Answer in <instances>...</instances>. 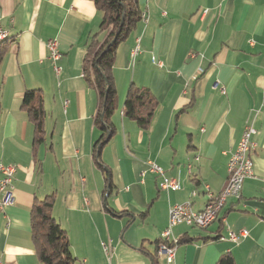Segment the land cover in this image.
Wrapping results in <instances>:
<instances>
[{"label": "crops", "instance_id": "obj_1", "mask_svg": "<svg viewBox=\"0 0 264 264\" xmlns=\"http://www.w3.org/2000/svg\"><path fill=\"white\" fill-rule=\"evenodd\" d=\"M138 2L146 16L115 49L117 107L100 165L93 157L99 101L83 63L101 13L91 0H0L7 35L0 46V163L16 169L14 203L0 210V264H43L30 214L34 200L51 193V215L75 264H153L169 207L191 201L198 212L218 196L229 153L249 123L253 176L206 228L172 227L170 240L191 241L175 246L170 263L156 261L216 264L230 253L235 264H264V0ZM54 38L57 73L46 47ZM131 85L157 100L147 128L123 115ZM27 90L43 99L44 138L37 145L21 108ZM147 161L181 188L162 190L159 176H142ZM241 230L248 235L237 243L227 239L228 231Z\"/></svg>", "mask_w": 264, "mask_h": 264}, {"label": "trees", "instance_id": "obj_2", "mask_svg": "<svg viewBox=\"0 0 264 264\" xmlns=\"http://www.w3.org/2000/svg\"><path fill=\"white\" fill-rule=\"evenodd\" d=\"M101 13L99 30L94 33L87 47L83 63V76L89 85L94 86L98 95V110L95 125L101 135L93 148L94 160L101 165L100 151L111 138L113 123L111 117L117 107V91L113 80V62L116 46L136 28L141 20L138 0H91ZM5 40V39H4ZM0 40V46L5 42ZM2 51L0 47V59ZM157 100L145 88L131 85L126 93L123 115L134 120L141 128H147L151 122ZM21 108L26 111L34 125V144L44 138V108L42 95L38 90L23 93ZM107 171V170H106ZM109 179V171L106 173ZM54 193L43 199H35L31 214V238L36 254L43 264H75L71 255L65 230L51 215ZM206 239V238H204ZM161 241L159 239L157 244ZM191 239L179 238L177 244L190 242ZM172 246L171 242H166ZM153 264H157L156 257ZM216 264H235L230 253L222 254Z\"/></svg>", "mask_w": 264, "mask_h": 264}, {"label": "built area", "instance_id": "obj_3", "mask_svg": "<svg viewBox=\"0 0 264 264\" xmlns=\"http://www.w3.org/2000/svg\"><path fill=\"white\" fill-rule=\"evenodd\" d=\"M146 13L141 12V19H144ZM3 30L0 28V33ZM48 49V58L52 61L55 72L59 71V68L55 65L56 60L61 56L58 49V42L54 39H49L46 43ZM138 52V46L133 48L132 55ZM216 87V85H215ZM255 133V128L253 124H247L244 128L242 136L237 143L234 151L229 153V158L227 161V171L234 169L235 166H242V174L235 180V187L231 191V197H238L242 184L246 178L253 176V162L251 159V153L255 149V143L251 140L252 135ZM15 166L13 164L4 165L0 163V210L6 206H10L14 203V185L13 178L15 174ZM150 173L161 178L159 182V188L162 190H179L181 185L179 181L175 178H167L164 176L163 169L156 163L152 161H147L145 164V169L141 172V175ZM207 188L208 186L205 185ZM264 193V189H263ZM193 196V194H191ZM191 202V201H187ZM210 204H213V199H210ZM207 217L202 214H196V210H186V202L172 204L168 210V227L161 234V241L157 244L156 258L157 260L162 259L167 263L173 261L174 250L178 239L170 240V230L172 227L184 224L190 226V223L200 222L201 226L207 225ZM248 235L247 230H241L240 232L228 231L227 239L231 242L237 243L240 238L246 237ZM166 242H171L172 246H168ZM104 250H108L107 244H102Z\"/></svg>", "mask_w": 264, "mask_h": 264}, {"label": "bare ground", "instance_id": "obj_4", "mask_svg": "<svg viewBox=\"0 0 264 264\" xmlns=\"http://www.w3.org/2000/svg\"><path fill=\"white\" fill-rule=\"evenodd\" d=\"M6 37H7L6 32L2 31L0 33V40H4L6 39ZM241 174H242V166H235L234 169H231L228 172V180L226 186L218 194V196L213 199V204H210V200H209L203 210L196 212V214H202L203 216L212 215V217H207V225H210V223H212L216 219L218 212L224 206L227 198L231 197V191L235 187V180L238 177H240ZM186 210H192L189 202L186 203ZM190 226L197 227L200 229L207 227V226H201L200 222L190 223Z\"/></svg>", "mask_w": 264, "mask_h": 264}, {"label": "rangeland", "instance_id": "obj_5", "mask_svg": "<svg viewBox=\"0 0 264 264\" xmlns=\"http://www.w3.org/2000/svg\"><path fill=\"white\" fill-rule=\"evenodd\" d=\"M191 229H193V230H195V231H197V232H198V230H200V229L197 228V227H191Z\"/></svg>", "mask_w": 264, "mask_h": 264}]
</instances>
